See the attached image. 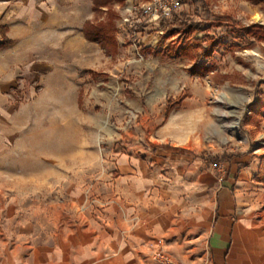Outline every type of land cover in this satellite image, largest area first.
<instances>
[{
    "label": "crops",
    "instance_id": "crops-1",
    "mask_svg": "<svg viewBox=\"0 0 264 264\" xmlns=\"http://www.w3.org/2000/svg\"><path fill=\"white\" fill-rule=\"evenodd\" d=\"M64 3L72 16L63 15ZM80 3L0 0V28L11 42L0 49V172L10 170L11 155L14 170L26 171L40 122L54 120L50 109L76 104L62 95L44 98L45 91H73L75 66L93 74L91 60L94 67L101 61L103 47L82 33L88 13L84 3L81 15ZM73 29L78 34L68 32ZM164 136L161 128L148 131L149 143L142 145L136 130L115 134L109 144L116 164L110 168V184L97 190L109 202L102 214L75 211L83 197L78 189L68 190L69 206L48 217L46 235L12 238L0 224V264H152L149 253L155 244L179 264H264V192L251 177L258 168L252 152L227 155L221 174L208 156L220 157L223 149L186 146L183 139L172 143ZM88 152L79 149V166ZM67 154V164L58 165L63 171L70 169L69 149ZM46 159L44 170L55 171ZM19 175L22 180L24 174ZM50 177L41 180L48 183ZM84 177L63 174L62 181L68 188L80 187L89 182Z\"/></svg>",
    "mask_w": 264,
    "mask_h": 264
},
{
    "label": "rangeland",
    "instance_id": "rangeland-1",
    "mask_svg": "<svg viewBox=\"0 0 264 264\" xmlns=\"http://www.w3.org/2000/svg\"><path fill=\"white\" fill-rule=\"evenodd\" d=\"M125 1L94 13L89 11V0H81L79 9L82 15L85 3L88 22L112 21L117 50L102 49L95 67L91 60L96 69L93 74L76 65L73 91H45L44 98L62 95L76 104L50 109L54 120L40 122L35 153L26 171L14 170L16 158L11 155L10 170L0 172V211H4L0 224L12 238L30 237L35 232L46 235L48 217L69 206L68 190L78 189L82 194L75 211L100 216L109 202L97 190L110 184V168L116 165L114 158L110 160L109 144L115 134L125 131L136 130L142 145L149 143L148 131L161 128L172 143L182 144L183 139L186 146L223 149L220 157L208 156L210 165L216 164L214 169H221V174V161L246 149L255 157L253 163H258L251 177L264 192V39L254 41L241 31L251 26L264 36V0H179L180 7L172 12L179 21L174 23L171 15L169 25H163L166 21L145 25L127 12V6L151 0ZM93 4L91 0V7ZM69 6H62L67 17L73 15ZM189 25L194 32L185 31ZM75 31L68 30L78 34ZM212 38L220 42L213 55L197 59ZM192 39L199 41V50ZM196 61L211 71L192 75ZM80 148L89 151L81 158L82 166L76 155ZM68 149L70 169L63 171L58 165L69 161ZM44 157L55 165V171L44 170ZM48 174V183L41 180ZM63 174L71 179L85 176L89 182L68 188Z\"/></svg>",
    "mask_w": 264,
    "mask_h": 264
},
{
    "label": "trees",
    "instance_id": "trees-1",
    "mask_svg": "<svg viewBox=\"0 0 264 264\" xmlns=\"http://www.w3.org/2000/svg\"><path fill=\"white\" fill-rule=\"evenodd\" d=\"M93 1V6H92V11L94 13H97L102 7L109 8L113 3H120L123 4L125 0H92ZM179 1V0H178ZM168 21V20H167ZM166 21V24L163 25H169V23ZM172 21L178 22V17L175 14H172ZM113 26L114 24L112 21H106V22H96L95 24H92L88 21H86L83 25L82 28V33L85 36L87 40L90 41H95L99 43L103 49H105L108 52H114L116 50V39L113 34ZM256 26V25H255ZM257 27V26H256ZM253 28L251 26L247 28H242V32L253 39L254 41H262L264 39V36L262 37L252 30ZM0 31L2 32L3 35V42L0 43V49L6 48L10 46L11 42L4 37V28H0ZM185 31L188 33L194 32L193 31V26L189 25L187 28H185ZM171 34H175L176 30H171ZM191 42H194V46L197 50H199V41L193 40ZM219 40L216 39H211L207 42V47L203 49V52L200 54V57L198 56L197 59H207L210 58L215 49L219 46ZM190 51L191 49H186ZM211 71V68L209 66H204L202 64H199L198 61L194 62V67L193 69L190 70V73L192 75H198V76H204L208 74Z\"/></svg>",
    "mask_w": 264,
    "mask_h": 264
},
{
    "label": "built area",
    "instance_id": "built-area-1",
    "mask_svg": "<svg viewBox=\"0 0 264 264\" xmlns=\"http://www.w3.org/2000/svg\"><path fill=\"white\" fill-rule=\"evenodd\" d=\"M180 7L178 0H151L147 3L127 6L129 15H133L138 21H144L145 25L167 21L172 12ZM216 168V164L212 165ZM149 258L152 264H179L169 256L160 244H155L150 250Z\"/></svg>",
    "mask_w": 264,
    "mask_h": 264
}]
</instances>
